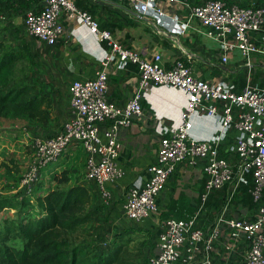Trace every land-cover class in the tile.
<instances>
[{"label":"crops","instance_id":"crops-1","mask_svg":"<svg viewBox=\"0 0 264 264\" xmlns=\"http://www.w3.org/2000/svg\"><path fill=\"white\" fill-rule=\"evenodd\" d=\"M74 1L79 8L94 15L101 27L110 30L118 42L146 58L159 54L166 67L177 59L184 60L195 76L235 91H241L247 84L264 88V54L253 55L251 64H248L241 52L234 50L229 53L228 61L223 62L219 44L202 33L199 20L193 18L186 24L189 12L184 5L170 6L169 17L159 16L152 10L142 12L138 0ZM23 6L24 3L11 2L0 7V41L23 50V59L30 69L25 83L38 82L39 91L41 95L46 94L50 107L49 116L43 121L30 119L28 131L18 124L2 125L0 121V163L10 162L13 158L19 165L32 156L29 143L34 136L61 132L72 115L70 84L95 76L109 51L107 44L100 42L84 24L67 17L62 18L64 34L56 44L48 45L30 37L23 21ZM171 15L177 19L172 20ZM252 35L256 43L264 44L263 33ZM108 73L107 96L120 105L126 104L138 85V66L115 58L109 63ZM142 104V119L118 133L121 149L117 164L122 171L118 179L105 183L103 187L88 179L86 153L80 143L70 146L58 162L43 170L42 178L47 185L40 184L42 193L60 185L55 175L62 172H67L69 180L61 187L83 185L88 189L92 220L82 228L87 243H101L102 239L112 238L119 232L122 233L121 238L128 237L130 240L141 236L149 258L158 252L160 219H188L199 208L200 220L207 227H211L219 216H245L247 219L258 216L259 206L264 201V190L260 198L254 197V182L250 173L243 181L235 180L216 190L203 203V161L194 157L179 163L158 196L157 213L141 223L127 218L123 205L128 190L132 186H143L150 177L148 167L157 157L160 140L181 121L187 96L178 88L152 86L142 98ZM191 120L192 137L210 139L220 136L223 154L230 161H235L236 138L241 134L235 122L224 128L220 114L209 115L202 111H197ZM33 205L38 210L36 204ZM228 229L225 224L222 225L217 249L211 253L212 264H243L245 243L238 241L234 247Z\"/></svg>","mask_w":264,"mask_h":264},{"label":"built area","instance_id":"built-area-1","mask_svg":"<svg viewBox=\"0 0 264 264\" xmlns=\"http://www.w3.org/2000/svg\"><path fill=\"white\" fill-rule=\"evenodd\" d=\"M11 2L24 3L23 21L27 32L39 41L54 45L64 34L63 17L85 25L109 51L96 75L75 80L69 86L72 115L61 132L36 135L29 143L31 163L20 177V187L27 194L40 189L43 170L58 162L72 145L80 143L86 153L88 179L101 187L122 175L117 164L121 144L118 133L142 119V98L150 87L167 85L181 89L187 96V106L178 122L166 132L159 143L156 159L149 165L150 177L143 186H132L126 195L123 209L135 223L145 221L159 211L158 196L174 175L179 163L191 158L203 161L205 173L202 202L216 190L235 180L243 181L250 173L254 182V197L264 190V88L247 84L241 91L214 84L195 76L184 60L177 59L166 67L159 54L146 58L118 42L112 32L101 27L90 12L79 8L74 0H0V7ZM142 12L154 11L169 16V7L184 5L188 19L199 20L202 33L217 42L222 61L229 53L239 50L251 64L250 58L264 54V44L253 39V33L264 34V6H244L229 0H138ZM170 17V16H169ZM172 20L177 18L171 15ZM115 58L138 66V85L131 98L120 105L107 96L108 66ZM237 109V112H234ZM202 111L221 115L223 127L232 124L241 134L236 138L235 161L222 152L221 137L197 139L190 135L192 116ZM102 133L104 138L102 137ZM201 208L190 218L160 219L157 253L149 256V264H212L211 253L217 249L221 227L225 224L235 247L244 241L243 264H264V201L254 219L219 216L207 227L201 222Z\"/></svg>","mask_w":264,"mask_h":264},{"label":"trees","instance_id":"trees-1","mask_svg":"<svg viewBox=\"0 0 264 264\" xmlns=\"http://www.w3.org/2000/svg\"><path fill=\"white\" fill-rule=\"evenodd\" d=\"M24 57L23 50L0 41V118L30 120L49 116V99L41 95L39 83L15 81L17 65ZM9 161L16 163L13 158ZM1 165L8 174L12 173L8 163ZM55 180L60 185L35 197L37 214L20 220L6 219L0 224V264H109L116 261L119 251L107 248L110 254L96 263L93 255L98 252L82 233L83 226L92 220L88 189L83 185L61 187L68 183L67 172L55 175ZM31 204L29 198L20 203L5 200L0 202V208L18 209L20 214ZM12 241H19L20 245Z\"/></svg>","mask_w":264,"mask_h":264},{"label":"rangeland","instance_id":"rangeland-1","mask_svg":"<svg viewBox=\"0 0 264 264\" xmlns=\"http://www.w3.org/2000/svg\"><path fill=\"white\" fill-rule=\"evenodd\" d=\"M203 0H193V2H201ZM233 2L239 4H247V5H263L264 0H231ZM29 34V33H28ZM32 37L31 35H29ZM29 65L23 59L17 65L15 81L16 82H25L26 77L29 75ZM40 88V87H39ZM44 98H46V94H42ZM45 108V107H43ZM45 117L40 118V121H43ZM3 122L2 125H12L18 124L21 126L22 129L25 131L30 130L28 126L31 122L30 120H11V119H0ZM31 156L27 158L26 162L23 161L21 164L17 163H10L9 166L12 169V173L8 174L6 172V168L1 165L0 163V202L5 200H11L15 202H22V200L29 198L32 201L31 205L26 206L22 213H18V209H10V208H0V224L3 225L6 219L17 218L20 220L24 216H28V214L34 215L38 213V210L35 209L33 205L34 199L39 193V190L32 191L30 194H27L26 191L20 187V177L22 174L28 169L31 163ZM19 167V171H16V168ZM4 168V169H3ZM45 180L40 181L41 185H47L44 183ZM49 184V183H48ZM239 189V188H238ZM32 210H35L33 213ZM2 227V226H1ZM122 233L115 234L112 238L106 237L102 239L101 243H91L92 247H95V252L98 254H94L93 259L96 263H101V259L99 258H106L110 253L108 252L107 248H110L112 252H118L117 260L110 262L109 264H149L148 256L144 249V242L145 240L141 236H136L134 240H130L128 237L121 238ZM118 238V240H116ZM99 242V241H98ZM14 245H20L19 241H12Z\"/></svg>","mask_w":264,"mask_h":264}]
</instances>
